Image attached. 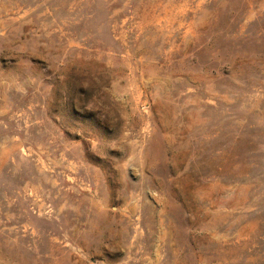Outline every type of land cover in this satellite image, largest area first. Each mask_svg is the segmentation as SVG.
I'll use <instances>...</instances> for the list:
<instances>
[{
	"label": "rangeland",
	"instance_id": "rangeland-1",
	"mask_svg": "<svg viewBox=\"0 0 264 264\" xmlns=\"http://www.w3.org/2000/svg\"><path fill=\"white\" fill-rule=\"evenodd\" d=\"M0 264H264V0H0Z\"/></svg>",
	"mask_w": 264,
	"mask_h": 264
}]
</instances>
